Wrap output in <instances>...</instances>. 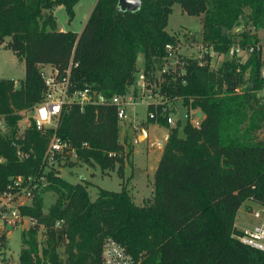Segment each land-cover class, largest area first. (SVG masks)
<instances>
[{"label": "trees", "instance_id": "obj_1", "mask_svg": "<svg viewBox=\"0 0 264 264\" xmlns=\"http://www.w3.org/2000/svg\"><path fill=\"white\" fill-rule=\"evenodd\" d=\"M79 1L0 0V47L24 64L17 89L13 81L0 80V117L9 129L0 134V191L15 177L39 173L53 133L83 163L109 170L123 161L117 108L109 103L66 105L56 131L41 134L31 121L18 135L21 113L39 104L46 90L40 66L57 71L59 80L69 71L71 92L89 86L92 95L107 102L126 95L140 71L138 64L151 85L165 46L176 45L175 35L166 31L175 4L201 19V40L217 54L233 47L252 52L245 63L232 57L217 70L210 69L208 56L201 66L186 59L176 74L161 77V93L204 117L198 127L186 121L182 137L179 125L169 128L165 119L157 122L168 133L149 205H135L125 188H98L92 201L86 181L71 184L54 171L47 173L48 184L31 205L19 208L21 216L36 223L21 234L19 264H101L107 238L140 264H264V253L234 238L242 205L264 206V103L257 98L264 88L257 37L264 28V0H140L136 12L121 11L118 0H96L80 33L58 31L54 9L62 6L70 22ZM242 26L243 31L234 33ZM18 150L27 157L19 159ZM117 174L123 179L120 165ZM48 192L57 199L44 213L43 195ZM58 221H63V230L55 228ZM39 226L45 236L41 252Z\"/></svg>", "mask_w": 264, "mask_h": 264}, {"label": "rangeland", "instance_id": "obj_2", "mask_svg": "<svg viewBox=\"0 0 264 264\" xmlns=\"http://www.w3.org/2000/svg\"><path fill=\"white\" fill-rule=\"evenodd\" d=\"M96 0H81L76 8V15L73 20L69 22L68 16L63 8L57 10L55 12V18L57 21V25L60 28H65L67 31L71 32H79L82 26V22L84 18L82 17V13L80 10H84L88 12L87 16L91 12L93 5ZM86 16V17H87ZM85 17V18H86ZM70 23V25H68ZM166 30L169 34L175 35L176 39H180L181 43V51L184 56H191L190 58L186 57L185 59H189L192 61V57H196V48H192L196 43H202L201 40V32H202V24L201 19L199 17L188 16L182 13L180 6L175 4L172 7V13L168 18V24ZM239 31H243V26L234 31L237 33ZM183 33H187L184 37ZM188 35V37H187ZM191 35V36H189ZM257 37L259 39L258 48L261 50V76L264 75V28L260 29L257 32ZM196 49V50H195ZM252 52V48L241 50L238 47H233L227 54L215 55L211 58L210 69L217 70L220 68L222 63L226 60L235 57L239 63H245L248 59L250 53ZM193 55V56H192ZM234 55V56H233ZM140 62H142L140 60ZM140 71H142L143 67L138 64ZM49 68L46 67V73L49 72ZM173 75V74H171ZM24 77V65L20 64L18 59L14 56V54L10 50H5L0 47V79L9 78L13 81L19 83ZM245 84L243 86L246 87L248 82L246 81L248 78V71L244 74ZM155 82L152 84L151 89L143 91L140 86V78L139 74L135 75V81L133 86H131L125 97H132L131 106L126 108V115L130 121L134 119L137 123L145 122L147 117V100L141 99L142 95L150 96L153 99L156 94L161 96H166L164 93H161L160 82L158 79L154 80ZM252 84V83H251ZM145 92V93H144ZM168 97V96H167ZM257 98L260 103H264V88L257 92ZM141 99V100H140ZM159 99V97L157 98ZM169 107V106H168ZM170 111L173 113L175 124L179 125V133L180 137L183 136L182 128L186 122L185 119V110L182 107V101L176 100V102H172L170 105ZM32 110L26 111L22 113V120L18 122V135H21L25 129H27L31 123ZM199 119V118H198ZM190 121H194L195 117L193 116V112L189 116ZM151 123L150 120H147ZM154 122V121H153ZM152 122V123H153ZM155 123V122H154ZM153 123V124H154ZM123 121H119L118 125H122ZM176 125V126H177ZM139 127V126H138ZM136 127L133 129V133L125 132L122 139L119 137V141L121 145L124 147L123 152V161L122 163H116L114 168L109 170H101L97 165H89L83 163L77 158L73 162L66 161L65 163H59L55 169H53L58 175H62L60 170H65L68 168H73L74 172H71V175L67 173L62 177L71 184L81 183L79 177L83 176L84 180L90 184L87 187V192L90 199L95 200L98 188H102L108 191L120 192L121 189L125 188L128 192L129 196L132 198L135 205L142 207L147 206L151 203L153 197V180L147 186L145 180H140V176L135 178L133 174V163L140 166L144 162V158L146 157V149H157L156 145L151 147L150 142H147V138L143 137L142 139H136L137 134H139V128ZM137 130V131H136ZM9 129L6 124L3 123L0 126V134L8 133ZM259 139L263 138V132L260 131L257 133ZM145 144H140L144 143ZM156 143V141H155ZM165 145V144H164ZM148 149V150H150ZM160 149V148H158ZM164 149V147H163ZM130 151V153H129ZM150 152V151H149ZM121 167L123 179H121L117 174L118 167ZM139 179V180H138ZM152 189V190H151ZM57 199V195L48 192L43 195V212L47 213L51 205L55 203ZM258 209L259 206L251 203L249 201L245 202L242 207L239 209L236 218H235V227L237 230L245 229L251 227L255 224V220L248 214L249 209ZM35 221L24 218L20 221H11L0 223V264H19L18 257L21 248V234L22 232L27 231L29 228L35 225ZM5 236V240L1 241V237ZM44 227L39 226L37 242L38 249L41 252L42 247L44 246ZM62 249H59L61 253ZM62 258H65L63 254H61Z\"/></svg>", "mask_w": 264, "mask_h": 264}, {"label": "built area", "instance_id": "obj_3", "mask_svg": "<svg viewBox=\"0 0 264 264\" xmlns=\"http://www.w3.org/2000/svg\"><path fill=\"white\" fill-rule=\"evenodd\" d=\"M186 34L187 33H183L182 37ZM193 47L198 51H196V57H192V61L196 62L199 66L205 64V56L210 58L211 63V58L218 55L212 47L205 46L203 42L196 43L192 48ZM164 50L165 56L163 57V64L155 73V79H158L159 82H161V77L176 74L178 67L184 65L185 58L191 57L190 55L184 56L185 53H182L180 39H177L176 45H166ZM46 67L47 66L39 67V71L46 85V90L43 94L42 101L32 108L31 116V121L39 133L45 134L48 130L56 131L62 108L66 105L72 104H77L80 107H84L90 103L113 104L117 108L118 120L123 121L126 119V106L132 103L133 95L127 98L125 95H116L107 102L100 95H92L89 86H86L82 90H74L71 92L70 89L72 86L69 82V71H67L66 75L59 80L57 78V71L49 66L48 68L50 70L46 73ZM182 73V70H180L179 74ZM138 74L142 90H147L148 92V89H151L150 87H152V84L149 85L146 83L143 70L139 71ZM158 97L159 99H157ZM141 99H146L148 103L146 107V120L157 123L160 119H165L167 124L174 128L176 125L173 117L174 114L171 113L172 111L169 109L171 108V103L176 102L178 99H170L167 96L160 97L159 94H156L154 99L150 96L144 97L142 95ZM149 105H152L153 107L151 110H148ZM183 108L185 109V107ZM189 116L190 115L188 114L185 115L186 121H189L193 126L198 127L200 119L193 114L195 120L190 121ZM3 121L4 119L0 117V126ZM164 143L165 139L162 138L160 141H156L155 144L158 148H161ZM85 146L86 144H82V147ZM17 156L19 159L27 157V155L20 150L17 151ZM76 158L75 149L72 148L69 143L62 141L55 133H53L44 152L39 173L27 177H15L7 184L5 189L0 191V223L20 221L27 218L20 215L19 208L31 205L36 192H39L48 184L46 174L50 171H54L53 169H55L59 163H65L66 161L73 162ZM3 161L4 160L0 158V163ZM54 173L55 175H58L55 171ZM248 214L255 220V224L245 229H239V234L234 238H236V240L242 245L264 253V206H259L258 209L251 208L249 209ZM63 224V221H58L55 224V228L57 230H63ZM138 260L139 259L129 253L125 247L112 238L105 239L101 251V264H140Z\"/></svg>", "mask_w": 264, "mask_h": 264}, {"label": "crops", "instance_id": "obj_4", "mask_svg": "<svg viewBox=\"0 0 264 264\" xmlns=\"http://www.w3.org/2000/svg\"><path fill=\"white\" fill-rule=\"evenodd\" d=\"M76 5H78V4H76ZM76 5L74 7V17H75L76 12H77L76 11V8H77ZM94 5H95V3H94ZM94 5H93V7H94ZM61 8H63V7L62 6H59V7L55 8L54 9V12H53L54 15H55V12L57 10H60ZM92 10H93V8H92ZM92 10H91V12H92ZM80 11L82 13V17L84 18V20L82 22L83 24L81 26V29L79 30V32H76V33H80L82 31V29H83L86 21L88 20L90 14H91V12H90L89 15L87 16L88 12H86L84 10H80ZM56 24H57V21H56ZM68 25H70V23ZM57 30L58 31H61V32H67V30L65 28H60L58 25H57ZM19 63L20 64H23V62H20V61H19ZM47 67H49V66H47ZM3 79L4 80H11V81H13L12 79H9V78H3ZM13 82H14V87L17 89L18 88V83L15 82V81H13ZM131 105L132 104L127 105L126 108L129 107V106H131ZM184 110H185V115L186 114L191 115L192 112H193V114L196 115V113L199 111V110H195V111L188 112L186 108ZM22 113H24V112H22ZM22 113H21V115H22ZM203 117L204 116L202 115V118L200 119V121L203 119ZM176 125L174 127H176ZM136 127L139 128V130H138L139 131V134L136 135L137 136L136 139H142L143 137H146L147 138V142L153 143V144H151V147L154 146V145H156L155 144V141H160L162 138L164 139L165 136H167V133H168V129L167 128L161 127L157 123H154V124L153 123H149L146 120L145 122H142V123L139 124V123L135 122L134 119H132V121H130L128 119L127 115H126V119L123 120V124L121 126L119 125V137H120V139H122V137L125 134V132H128V133L131 132V133H133V129L136 128ZM169 128H173V126L169 125ZM165 143H166V140H165ZM140 144H145L146 145V142L140 143ZM164 144L162 145V147L160 149H158V148L157 149H150V148H148L150 150L146 149V151H145L146 157L144 158L143 164H141L140 166H138L137 164H135V162L133 163V165H134V167H133V174L135 175V178H137L138 176H140V180H142V179L145 180L147 186L153 180V175L155 173V170L157 168L158 162H159L160 157L162 155ZM60 171H61V174H62L60 176L62 177L63 175H66L67 173H69L71 175V172H74V169L73 168H68V169H65V170L63 169V170H60ZM79 179L81 181H85L83 176H80Z\"/></svg>", "mask_w": 264, "mask_h": 264}, {"label": "water", "instance_id": "obj_5", "mask_svg": "<svg viewBox=\"0 0 264 264\" xmlns=\"http://www.w3.org/2000/svg\"><path fill=\"white\" fill-rule=\"evenodd\" d=\"M118 7L121 11H129V12H136L141 7V1L140 0H118ZM222 33L225 34V29H222ZM141 58H138V61H140ZM196 117L201 119L202 114L200 111L196 113ZM167 139V136L164 138Z\"/></svg>", "mask_w": 264, "mask_h": 264}]
</instances>
